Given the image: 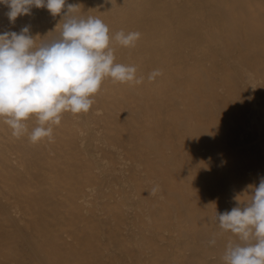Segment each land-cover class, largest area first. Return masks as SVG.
<instances>
[{
    "label": "bare ground",
    "instance_id": "obj_1",
    "mask_svg": "<svg viewBox=\"0 0 264 264\" xmlns=\"http://www.w3.org/2000/svg\"><path fill=\"white\" fill-rule=\"evenodd\" d=\"M67 4L112 37L141 33L111 46L143 82L105 78L88 113L48 125L51 141L30 142L34 117L20 138L0 119V264H224L240 241L216 213L264 178V0ZM7 11L0 33L30 25L36 46L64 23Z\"/></svg>",
    "mask_w": 264,
    "mask_h": 264
},
{
    "label": "clouds",
    "instance_id": "obj_2",
    "mask_svg": "<svg viewBox=\"0 0 264 264\" xmlns=\"http://www.w3.org/2000/svg\"><path fill=\"white\" fill-rule=\"evenodd\" d=\"M8 8L11 24L20 16H30L33 8H44L64 21L58 37L35 44L30 25L0 33V119L20 138L27 133L30 118L37 126L29 134L35 144L53 137L51 124L58 125L64 112L88 113L105 78L114 83L141 84L134 65L115 62L114 39L119 45L135 47L138 31L123 30L110 36L100 18L75 15L76 5L67 0H0ZM162 73L152 71L151 82ZM251 199L230 211L216 213L219 226L236 234L239 243H229L224 264H264V178L253 187ZM156 189H153L155 192ZM215 236L208 241L215 245Z\"/></svg>",
    "mask_w": 264,
    "mask_h": 264
}]
</instances>
